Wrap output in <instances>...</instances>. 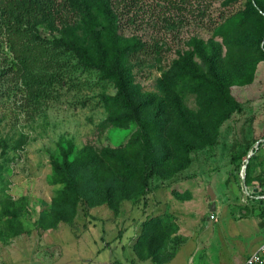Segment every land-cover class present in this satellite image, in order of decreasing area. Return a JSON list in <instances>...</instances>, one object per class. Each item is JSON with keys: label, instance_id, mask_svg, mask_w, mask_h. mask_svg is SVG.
<instances>
[{"label": "rangeland", "instance_id": "rangeland-1", "mask_svg": "<svg viewBox=\"0 0 264 264\" xmlns=\"http://www.w3.org/2000/svg\"><path fill=\"white\" fill-rule=\"evenodd\" d=\"M200 2L178 11L140 0L133 25L122 29L159 51L142 65L119 60L135 112L117 95L115 79H101L95 69L76 72L78 86L53 99L28 96L21 82L2 75L13 63L0 42V264H127L131 224L143 216V195L136 197L143 178L152 174L150 189L154 183L164 188L159 173L178 166L185 167L167 181L180 178L178 189L193 195L186 223L204 230L202 214L210 212L201 201L210 202L208 188L217 204L226 200L203 239L214 228L222 254L237 259L264 242V225L258 229L245 217L242 234L231 214L233 204L250 215L253 203L261 204L245 194L247 173L264 191V0ZM84 3L92 21L81 7L68 11L73 17L66 25L38 22V34L74 42L93 57L89 26L101 23L99 2ZM212 21H218L215 31ZM248 148L253 155L242 162L243 179L242 167L238 178L229 176L231 153ZM190 252L189 243L177 264Z\"/></svg>", "mask_w": 264, "mask_h": 264}, {"label": "trees", "instance_id": "trees-1", "mask_svg": "<svg viewBox=\"0 0 264 264\" xmlns=\"http://www.w3.org/2000/svg\"><path fill=\"white\" fill-rule=\"evenodd\" d=\"M154 1L157 4H164V8L168 10L181 11L185 10L191 0ZM178 1L179 4H177ZM197 1L201 3L200 0ZM98 2L97 17L101 19V23L89 26L95 53L93 57H90L88 51L78 47L74 42H65L63 39L48 41L37 32L38 22L55 26L68 24L69 19L73 17L68 18V11L81 7H84L86 18L92 21L91 14H89L91 8H85L84 0H0V42H5L7 45L13 63L4 73L2 72V75H12L13 80L21 82L30 97L53 99L56 92L70 90L78 86L76 72L80 71L79 74H84L86 71L95 69L99 71L101 79H115L117 95L125 99L135 112L136 109L129 99L128 74L119 66V60L126 56L133 62L142 65V58L150 54L156 55L159 52L158 45H149L140 36L134 34L126 37L122 32V29L128 25H133L132 18L137 17L141 10L140 0H98ZM205 10L204 7L198 14L204 17ZM97 26H100V29ZM217 26L218 21H212L209 28L211 31H215ZM103 37L113 48L112 56L104 46ZM262 55L264 57V51ZM90 60H94L95 64H91ZM248 154L249 148L242 154H238L237 151L231 153L229 176L233 174L238 178L242 162L247 159ZM187 160L189 162V159ZM178 161V159L173 160V163L176 164ZM183 167L178 166L171 173L159 174L162 179H171ZM151 177L152 174L145 175L141 191L136 197L143 195L144 198L151 191L149 187ZM246 180L249 181V186L254 185L251 184L252 179L248 173ZM256 185L262 188L260 184ZM78 197L75 193V198L78 199ZM259 208L260 218L264 220L263 202ZM159 228L158 223L152 224V220L149 219L142 223L136 245L139 257L142 256L145 244L147 246L154 245L165 236V232L155 234ZM152 230L154 237H151L150 234ZM109 264L122 263L115 261Z\"/></svg>", "mask_w": 264, "mask_h": 264}, {"label": "crops", "instance_id": "crops-1", "mask_svg": "<svg viewBox=\"0 0 264 264\" xmlns=\"http://www.w3.org/2000/svg\"><path fill=\"white\" fill-rule=\"evenodd\" d=\"M174 179L176 178L170 181ZM177 180L173 182L166 180L163 185L164 188H157V183H154L153 189L144 197V201L142 202L143 219L141 218L137 222L134 221L135 225L131 224L134 232L128 244L132 257L130 256L129 260H125L127 264H177L180 254L183 253V249L189 243L192 245L193 252L186 254L187 258L184 264H194L197 256H199V263L197 264H244L250 254L238 259L230 253L223 255V246L214 228L210 236L206 239L202 238L203 233L206 232L205 230L209 229L213 223L209 221V215L214 213L217 216V221L214 223L219 222V218L225 210L224 203L226 200L219 199V203L217 204L218 201L215 197V211H209L208 216H205L204 213L202 214V218H204V230L196 221L193 223L194 225H189V223L184 221L186 220L184 218L186 213L185 207H188L193 202V195L189 191H180L178 187H183L184 183L180 178ZM197 185L199 186V184ZM196 190L198 189L196 188ZM201 202L205 203L206 210L210 209L211 202L206 201V198ZM253 204L257 209L253 207L256 210L251 215L247 212V207H243L242 204H233L232 211H234V214L233 212L231 214L236 222H238L237 225L242 234L243 229L246 227L243 226V221L241 220L245 217L250 216L258 229L264 225V223H260V205L256 206L255 203ZM148 219L152 220V224L156 222L160 226L159 231H156L155 234L161 232L163 234L165 232V236L154 245L147 246L145 244L142 249V256L139 257L136 251L137 238L140 235L142 223ZM192 229H194L196 237L194 235L192 237ZM150 234L151 237H154L153 230Z\"/></svg>", "mask_w": 264, "mask_h": 264}, {"label": "built area", "instance_id": "built-area-1", "mask_svg": "<svg viewBox=\"0 0 264 264\" xmlns=\"http://www.w3.org/2000/svg\"><path fill=\"white\" fill-rule=\"evenodd\" d=\"M245 166L242 167L241 170V179H243V172H244ZM252 187L251 190H249L248 187H245V194L248 198H250L253 202L255 201H261L264 203V191L262 188H260L257 185L249 186ZM243 188V183H242ZM256 188L257 191L255 192L253 189ZM209 221L216 222L217 216L214 213H211L209 215ZM244 264H264V242L254 251L252 252L245 260Z\"/></svg>", "mask_w": 264, "mask_h": 264}, {"label": "water", "instance_id": "water-1", "mask_svg": "<svg viewBox=\"0 0 264 264\" xmlns=\"http://www.w3.org/2000/svg\"><path fill=\"white\" fill-rule=\"evenodd\" d=\"M253 153L252 152H249V154L247 155V159H249L250 157H251V155H252ZM249 188V190H251L252 189V187H248ZM255 192L257 191V189L256 188H254L253 189ZM207 195L209 196V198H210V209H209V211L210 212H214L215 211V195H214V193H213V191L211 190V188H208V190H207Z\"/></svg>", "mask_w": 264, "mask_h": 264}]
</instances>
